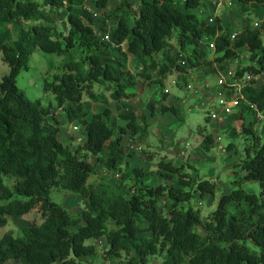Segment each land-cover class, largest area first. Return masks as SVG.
Returning <instances> with one entry per match:
<instances>
[{
	"label": "trees",
	"instance_id": "16d2710c",
	"mask_svg": "<svg viewBox=\"0 0 264 264\" xmlns=\"http://www.w3.org/2000/svg\"><path fill=\"white\" fill-rule=\"evenodd\" d=\"M114 2L0 0V53L11 68L0 80V226L30 214L40 217L21 236L10 231L0 237V264H88L99 252L93 241L102 238L107 241L105 258L120 264L160 259L162 264H264V141L257 121L243 127L249 146L238 163L243 175L233 182L239 188L224 193L205 218L194 204L195 193L215 196L217 184L200 182L192 174L188 180L184 165L174 167L163 159L159 168L168 170L164 176L178 179L179 186H153L154 171L128 160L125 136L130 132L144 140L150 117L133 109L121 115L127 125L115 127L110 107L92 111L87 104V99L108 106L137 97L138 78H143L164 92L162 99L148 102L152 115L160 107L161 113L182 119L178 106L165 105L169 75L178 72L180 84L200 68L207 76L198 80H215L217 63L224 67L247 49L253 64L239 68L237 75L264 73L262 31L247 20L233 40L234 31L219 18L211 23L213 17L202 15L209 9L206 0H120L111 9ZM244 3L264 6V0ZM205 44L215 46L217 58H209ZM36 49L62 57L58 68L52 73L51 66L44 75L43 87L55 96L65 122L84 128V142L76 150L63 143L59 119L52 122L53 105L30 99L17 85ZM131 59L141 68L137 73L130 68ZM243 95L264 115V83L253 81ZM239 108L234 120L252 116L248 106ZM236 135L235 130L229 134ZM217 143L216 134L207 133L201 148L211 153ZM232 143L227 150L235 149ZM100 163L120 176L116 184L97 178ZM5 175L15 181L14 190ZM246 183L259 184L261 191H247ZM59 189L82 196V215L53 199Z\"/></svg>",
	"mask_w": 264,
	"mask_h": 264
},
{
	"label": "rangeland",
	"instance_id": "374dc122",
	"mask_svg": "<svg viewBox=\"0 0 264 264\" xmlns=\"http://www.w3.org/2000/svg\"><path fill=\"white\" fill-rule=\"evenodd\" d=\"M120 0H115L110 4L113 9ZM209 9L202 10V15L206 18L213 17L210 21L214 23L219 18L222 23L234 31V33H241L244 29L245 22H251L255 30L262 31V40L264 43V6L256 5L255 3L245 4L244 0H206ZM59 24L62 23L59 20ZM65 31L66 28L61 26ZM179 30L176 31V35ZM211 43V42H210ZM171 44L175 47L176 51L177 41L172 40ZM213 44V43H211ZM206 45V44H205ZM207 53L210 59L218 57L213 45H206ZM76 56H79L80 50L73 51ZM244 58L238 66H234L233 70L237 71L240 67L246 68L253 64L251 60V52L247 49L242 53ZM62 57L55 54H48L40 49H36L30 57V65L28 69H23L17 77V85L23 89L26 95L32 99L42 100L46 106L53 105V115L51 120L58 123L62 127L61 139L63 143L76 150L79 145L84 142L83 127L80 124H67L63 115V110L58 107L55 96L47 93L43 87L44 75L53 66L52 73L58 68ZM230 65L231 60L225 61ZM224 62V63H225ZM220 64V63H217ZM130 68L134 73L140 71L141 68L138 64L131 59ZM11 71L10 66L3 60L2 53H0V80ZM155 75V72H154ZM205 77V74L200 68H194L189 75H186L185 82L180 80L179 73L169 75L166 81V89L169 90L168 97L165 105H175L181 110L182 119H178L173 113H161V108L158 107L157 114L152 115L148 107V102L152 99L160 100L164 97L163 90L155 85H150L148 81L143 78H138V85L136 92L141 93L137 97L131 99H124L119 103L111 101L108 106L95 104L87 99V104L92 111H101L105 107H110L113 111L112 123L115 127L126 126L127 123L122 119L121 115L136 109L140 113H145L150 117L151 129L144 140L140 136H133L130 132L124 139V146L126 148V156L134 166H139L147 171H154V177L149 181L153 186L160 184L175 183L179 186L178 179H170L164 176L170 172L166 169L159 168L161 160H166L174 167H181L184 165L183 171L186 172V177L191 180V174L201 181H210L217 184L216 195L211 196L207 194L201 196L195 193L194 204L202 211V215L206 218L216 210L219 199L224 193L231 192L234 188H239L234 184L235 180L239 181L243 175L238 163L246 157V148L249 146L248 139L243 135L244 125H249L251 121H257V130L261 133L264 141V120L249 118L250 122L245 121L236 123L239 132L234 125H226L224 129H218V124L232 118L231 116H222V122H212L210 118V107L212 101L210 96H207L203 91L195 93L187 90L186 85L191 82L193 77ZM208 79V78H207ZM206 79V80H207ZM208 81V80H207ZM209 84H215L214 80H209ZM166 93V92H165ZM204 98V99H203ZM91 115L89 118L91 119ZM234 121V119H233ZM261 123V124H260ZM237 132L235 137H230V128ZM207 133H214L220 135L222 140L220 145L215 147L211 153H206L201 148V141L203 136ZM233 142V143H232ZM232 143L235 149L227 150V146ZM222 144V145H221ZM220 146H223L219 148ZM86 153L85 151L83 152ZM97 178H105L112 184H116L120 176L110 173L100 163L96 170ZM96 178V179H97ZM5 183L15 189V181L8 175L4 176ZM216 186V187H217ZM244 188L249 192L259 193L261 188L257 183H246ZM53 199L60 205L66 207L71 213L75 215H82L84 211V203L81 195L66 191L54 190ZM1 196V193H0ZM165 199L159 202V207L164 204ZM40 221L37 214L27 215L23 220H9L5 226H0V237L5 233L12 231L14 235L21 236L23 229L28 226L30 221ZM146 225L148 222L145 223ZM111 226H115L113 220L110 221ZM72 230H78V227H71ZM88 243H92L89 240ZM99 248V252L95 257L87 259L88 264H120L119 260L107 259L104 252L107 248V241L99 239L95 242ZM152 264H162V260H152ZM61 264V263H57Z\"/></svg>",
	"mask_w": 264,
	"mask_h": 264
},
{
	"label": "built area",
	"instance_id": "2783aa9c",
	"mask_svg": "<svg viewBox=\"0 0 264 264\" xmlns=\"http://www.w3.org/2000/svg\"><path fill=\"white\" fill-rule=\"evenodd\" d=\"M95 16L97 17L98 14L95 13ZM237 36L238 33H234L232 39L235 40ZM213 47L215 48L214 45ZM243 58L244 55L239 54L238 57L231 60L230 65L225 62L223 64L224 67H221V64H218L217 67L220 75L214 80L215 84H209L207 80H198L193 77L191 82L186 85L189 91H193L196 94L199 91H203L207 96H210L212 103L209 116L212 122H222V116L232 117L235 113L239 112V107L242 104L248 106L250 111L255 113L256 118L264 120L263 113L258 110L255 104L246 100L243 95L244 88L252 86L253 81H256L258 85L264 83V73L256 76L252 73H245L238 76L237 71H234L233 67L238 66ZM165 92L168 93L169 90L165 89ZM221 140V136L217 135L218 145H220ZM221 147L223 146L219 148Z\"/></svg>",
	"mask_w": 264,
	"mask_h": 264
},
{
	"label": "crops",
	"instance_id": "0c3cea01",
	"mask_svg": "<svg viewBox=\"0 0 264 264\" xmlns=\"http://www.w3.org/2000/svg\"><path fill=\"white\" fill-rule=\"evenodd\" d=\"M204 99V98H203ZM252 115V114H251ZM249 118H253L252 116H249L248 114H246L245 113V120H242V119H239V120H234L233 121V117L232 118H229L228 120H227V124H225L224 122H222V123H219L218 124V129H224L225 128V126L226 125H230V124H232V125H234V123H235V126H236V123H239V122H242V124L245 122V121H247V122H250L249 120ZM259 124V123H258ZM257 124V125H258ZM261 124V123H260ZM262 125H264V123L262 122ZM238 126H236V130H237V132H239V130H238ZM256 128H257V126H256ZM227 129V128H226ZM226 129H224V130H226ZM231 130H230V133L233 131V129H232V127L230 128Z\"/></svg>",
	"mask_w": 264,
	"mask_h": 264
},
{
	"label": "clouds",
	"instance_id": "9594fccd",
	"mask_svg": "<svg viewBox=\"0 0 264 264\" xmlns=\"http://www.w3.org/2000/svg\"><path fill=\"white\" fill-rule=\"evenodd\" d=\"M88 10H89V8H88ZM90 10H91V11H93V12H94V14H95V13H97V12H96L95 10H93V9H90ZM97 14H98V13H97ZM217 65H218V64H217ZM241 68H242V67H241ZM237 113H238V112H237ZM251 113H252V117H253V115H254V118H256V115H255V113H254V112H252V111H251ZM235 114H236V113H235ZM233 116H234V115H233ZM233 116H232V117H233ZM256 119H258V118H256ZM261 120H262V119H261Z\"/></svg>",
	"mask_w": 264,
	"mask_h": 264
}]
</instances>
